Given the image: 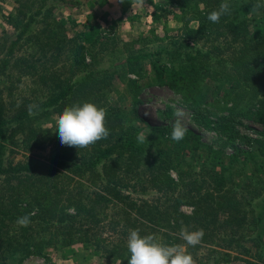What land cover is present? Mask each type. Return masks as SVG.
Segmentation results:
<instances>
[{
    "label": "rangeland",
    "instance_id": "1",
    "mask_svg": "<svg viewBox=\"0 0 264 264\" xmlns=\"http://www.w3.org/2000/svg\"><path fill=\"white\" fill-rule=\"evenodd\" d=\"M203 1L145 0V5H140L137 0H118L117 4L112 0H0V114L7 121L1 140L2 164L28 166L64 154L71 164L88 154L92 146L76 149L61 145L55 132L57 115L66 106L79 103L78 91L61 105H54L51 97L52 89L79 82L92 73L97 78L95 95L84 93L87 90L82 87L80 98L98 100L99 105L108 100L116 105L124 135L147 137L149 126L171 132V106L183 108L185 136L195 150L179 156L177 148L171 147L170 175L178 181L179 171L186 180H195V187L220 190L235 202L230 218L222 213L203 218L199 215L201 223L206 219L209 224L202 227L198 221L190 230L204 231L201 243L187 248L195 264H264V236L261 240L258 237L257 221L264 217V123L235 114L242 104L233 108L227 97L236 75L234 51L224 39L231 36L223 29L206 31L201 38L185 34L186 25L197 27L194 7L201 9L208 0ZM247 17L254 23L259 21L260 12ZM186 40L193 45L181 44ZM71 48L77 51L75 57L69 55ZM193 57L204 70L203 88L211 94L212 106L205 112L189 108L179 94L159 85L154 69L162 64L177 69L191 64ZM30 105L38 106L34 116L28 115ZM150 140L145 143L152 149L147 155L154 154L156 147H170L174 142L159 134ZM144 168L140 170L145 177ZM59 171L58 180L76 184L68 179L69 175L73 177L72 172L64 174L63 168ZM8 182L19 184L18 179ZM129 194L140 198L161 196L152 188ZM192 208L184 204L180 209L189 214ZM111 226L107 225L104 234L115 240L98 249L81 241L63 244L56 240L61 237L59 228L34 221L26 231L32 250H17L24 232L10 230L11 244L0 242V264H127L130 254L127 236L120 233L123 226L115 225L116 233ZM155 236L161 242V236Z\"/></svg>",
    "mask_w": 264,
    "mask_h": 264
},
{
    "label": "trees",
    "instance_id": "2",
    "mask_svg": "<svg viewBox=\"0 0 264 264\" xmlns=\"http://www.w3.org/2000/svg\"><path fill=\"white\" fill-rule=\"evenodd\" d=\"M212 1H206L201 9L194 7L197 27L186 25L183 28L185 34L201 38L206 31L212 33L223 29L224 34L231 36L224 39L231 48L230 51H234L232 56L236 62L233 70L236 75L229 86L227 97L232 101L233 108L242 104L235 114L264 123V8L259 11V21L251 23L247 16L252 13L250 7L256 0H228L231 5L230 13L221 16L218 23H213L207 16L223 0ZM14 43L15 40L12 45ZM188 43L191 42L186 40L181 44ZM213 48L217 49V46ZM68 51L73 57L77 55L73 48ZM191 59V64H182L177 69L163 64L155 66L154 69L159 85H165L179 94L189 108H199V112H205L212 106L209 103L211 94L208 93V88H203L204 70L195 63V57ZM6 62L4 60V64ZM96 83V76L88 73L79 82L52 89L54 105H61L63 101L72 99L77 91L78 104L91 102L102 108L106 105L105 126L109 130V136L92 145L88 154L81 157L78 163L74 161L68 164L64 154L43 163L4 167L1 140L4 138L3 125L7 121L0 114V242L11 244L13 235L10 230L14 233L22 230L24 236L18 242L17 250L30 252L32 249L26 231L34 221L40 220L47 227L59 228L61 237L56 240L68 245L81 241L98 249L105 248L112 238L115 240V237L104 234L107 225L111 224L115 233V225H122L123 230L120 233L125 236L129 234L127 229H138L141 236L158 233L162 238L161 242L171 244L174 241L179 243L177 230L182 224L192 230L198 221L201 223L199 215L201 218L207 215L214 217L218 213L226 218L232 216L236 208L235 202L226 198L220 190L195 187V180H186L179 171L178 181L170 175L169 169L173 167V151L170 148L175 146L179 156L195 150L187 136L180 142L174 141L170 147L167 144L156 147L154 154L147 155L146 152L152 149L145 146L146 141L150 143L155 134L172 141L169 130L160 126H149L151 131L142 143L138 141L137 134L124 135L123 120L118 115L116 105H110L108 100L99 105L98 100L80 98L79 91L82 87L87 90L84 93L95 95ZM53 140L55 139H50V142H58ZM143 165L147 173L145 177L140 170ZM179 166L182 170L183 166ZM62 168L65 170L64 174L67 171L73 173V177L69 175L68 179L74 180V186H70V182L58 180L61 174L59 170ZM15 179H18L19 184L13 185ZM148 188L154 189L163 199L161 196L149 199L129 194L135 190L144 192ZM184 204L193 207L191 213L180 209ZM26 214H31V223L27 227H18L15 224L16 219ZM257 221L260 222L258 237L261 240L264 236V217L260 216ZM201 224L204 227L209 222L202 219ZM112 246L118 248L117 245Z\"/></svg>",
    "mask_w": 264,
    "mask_h": 264
},
{
    "label": "clouds",
    "instance_id": "3",
    "mask_svg": "<svg viewBox=\"0 0 264 264\" xmlns=\"http://www.w3.org/2000/svg\"><path fill=\"white\" fill-rule=\"evenodd\" d=\"M123 2V0H120ZM138 4L145 5V0H137ZM264 8L262 0H256L251 4L250 12L258 13ZM231 5L228 0H223L219 7L208 14L207 19L218 23L221 16L230 13ZM173 108L170 138L180 142L185 138L187 127L185 124L186 112L183 108ZM38 106L30 105L28 115L37 114L34 111ZM106 110L91 102L72 104L66 106L56 117L55 132L58 133L61 145L75 147L76 149L88 148L109 136V130L105 126ZM148 137V136H147ZM144 135L138 136L139 142L147 139ZM31 214L18 217L15 224L18 227H27L31 223ZM204 236L203 229L190 231L186 225H181L179 238L183 244H165L157 240L154 234L140 235L138 229H130L127 236L126 247L130 254L127 264H195L188 247H195L201 243Z\"/></svg>",
    "mask_w": 264,
    "mask_h": 264
},
{
    "label": "crops",
    "instance_id": "4",
    "mask_svg": "<svg viewBox=\"0 0 264 264\" xmlns=\"http://www.w3.org/2000/svg\"><path fill=\"white\" fill-rule=\"evenodd\" d=\"M114 3H116L117 4V2H118V0H112Z\"/></svg>",
    "mask_w": 264,
    "mask_h": 264
}]
</instances>
